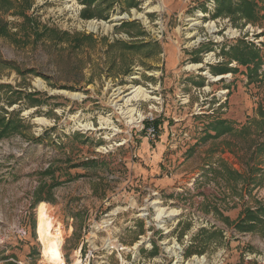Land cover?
Returning a JSON list of instances; mask_svg holds the SVG:
<instances>
[{
	"label": "rangeland",
	"instance_id": "374dc122",
	"mask_svg": "<svg viewBox=\"0 0 264 264\" xmlns=\"http://www.w3.org/2000/svg\"><path fill=\"white\" fill-rule=\"evenodd\" d=\"M8 1L0 115L24 127L0 140V264H46L40 215L66 264H264V227L235 228L264 205V79L222 55L262 49L264 23L214 18L213 0H96L93 19L31 0V26ZM134 87L148 99L126 102ZM218 120L236 132L208 137Z\"/></svg>",
	"mask_w": 264,
	"mask_h": 264
},
{
	"label": "trees",
	"instance_id": "16d2710c",
	"mask_svg": "<svg viewBox=\"0 0 264 264\" xmlns=\"http://www.w3.org/2000/svg\"><path fill=\"white\" fill-rule=\"evenodd\" d=\"M7 6H11V2L4 0ZM19 2L18 8L22 9L18 12V15L23 17V24H32V21L26 14V11L31 6V0H15ZM84 6L81 10L80 17L83 19H93L97 16L91 10V6L94 5L96 0H81ZM215 2V13L214 18L225 16L229 18L233 23L241 22L252 25H261L264 23V0H213ZM2 35H6V26L2 28ZM45 30V29H44ZM33 32H36L35 30ZM52 33V32H51ZM264 34V32H263ZM60 36L68 38L69 34L63 32ZM228 64L235 62L238 66L244 67L246 69L245 76L249 82H253L260 77L264 79V43L262 49L255 48L252 45H247L246 43L239 41L235 45L229 46L227 51H223ZM225 72H237L236 69L232 70L227 67L214 71V75H221ZM17 113L14 111L11 113L4 112V115H0V140L6 138L13 134L22 133L23 131V120H15ZM7 115V116H6ZM264 129V127H263ZM213 131L214 134L212 138H217L225 134H233L236 132L233 124L227 120H218L208 124L206 128L207 131ZM244 130V129H243ZM206 137V138H208ZM254 156L264 158V142L258 143L256 145ZM252 161V160H250ZM261 171V170H260ZM264 173V172H262ZM264 205L260 204L255 210H245L241 217L235 224V228L241 232L253 231L256 228H263L264 221Z\"/></svg>",
	"mask_w": 264,
	"mask_h": 264
},
{
	"label": "bare ground",
	"instance_id": "6f19581e",
	"mask_svg": "<svg viewBox=\"0 0 264 264\" xmlns=\"http://www.w3.org/2000/svg\"><path fill=\"white\" fill-rule=\"evenodd\" d=\"M87 28H89L91 31H96V29L98 28V24H96L95 21H92L88 24ZM200 66L201 65H192V67L191 66L190 67L192 69H198ZM217 79H219V77ZM146 93H147L146 90H144L143 88L136 87L135 89L132 90L131 93L128 94V98L126 99V102H129L132 99L135 100L145 99L148 97ZM75 95L76 94L74 95L72 94L71 96L74 97ZM131 115L129 117H131ZM36 233H37L38 241L41 244L43 261L46 264H66L62 253L63 240H62L61 226L57 224L56 227H52L49 223H47L45 216L40 215L37 219ZM72 264H80V258L76 257L74 263Z\"/></svg>",
	"mask_w": 264,
	"mask_h": 264
},
{
	"label": "built area",
	"instance_id": "2783aa9c",
	"mask_svg": "<svg viewBox=\"0 0 264 264\" xmlns=\"http://www.w3.org/2000/svg\"><path fill=\"white\" fill-rule=\"evenodd\" d=\"M212 2V1H211ZM211 5V4H210ZM122 17H118V19H121ZM147 136L148 137H150V138H154L155 137V130H154V128H149L148 130H147ZM197 257H194V259H196ZM203 259V257H201V260ZM197 260H199V259H197ZM201 263H204V260H202V262Z\"/></svg>",
	"mask_w": 264,
	"mask_h": 264
},
{
	"label": "crops",
	"instance_id": "0c3cea01",
	"mask_svg": "<svg viewBox=\"0 0 264 264\" xmlns=\"http://www.w3.org/2000/svg\"><path fill=\"white\" fill-rule=\"evenodd\" d=\"M158 183H159L160 186H162L164 184V182H162L161 179H159V182Z\"/></svg>",
	"mask_w": 264,
	"mask_h": 264
}]
</instances>
